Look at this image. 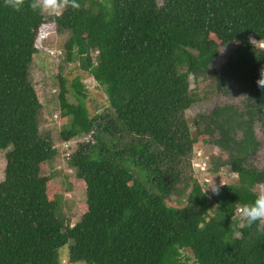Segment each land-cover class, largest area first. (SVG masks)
<instances>
[{
  "label": "trees",
  "instance_id": "1",
  "mask_svg": "<svg viewBox=\"0 0 264 264\" xmlns=\"http://www.w3.org/2000/svg\"><path fill=\"white\" fill-rule=\"evenodd\" d=\"M77 3L65 0L53 15L63 122L51 129L31 74L46 11L0 0V264H60L66 244L73 264H264V231L235 214L264 184V166L251 162L261 145L256 128L264 132V0ZM210 32L232 45L218 66ZM73 61L104 88L102 112L91 115L79 76H64ZM208 79L219 97L237 86L241 99L189 116L210 93L199 91ZM206 144L228 154L208 172L229 164L237 174L218 193L195 177V149ZM65 148L87 183L88 211L75 222L61 198L47 197L41 175Z\"/></svg>",
  "mask_w": 264,
  "mask_h": 264
},
{
  "label": "rangeland",
  "instance_id": "2",
  "mask_svg": "<svg viewBox=\"0 0 264 264\" xmlns=\"http://www.w3.org/2000/svg\"><path fill=\"white\" fill-rule=\"evenodd\" d=\"M162 1V0H161ZM64 8V7H63ZM62 8V9H63ZM60 9V12L62 11ZM46 19L45 22L39 28L37 33V46L39 52L35 55L32 64V79L35 85V91L37 95L38 102L44 107L46 121H44L43 126L46 128H60L63 118L61 117L59 110V100L58 93L60 82L58 79V64L63 58L61 53L62 49L57 46L60 40L59 31L55 23L53 15H56L52 10H45ZM210 41L214 42L219 48V54L215 61V65H220L226 58L227 54L231 49V41L229 38L217 34L216 32H210ZM63 74L70 81L79 76L83 83L86 85L88 90V95L85 98V102L91 112L94 115L96 112H102L107 104L108 99L104 88L94 80V78L87 71L81 69L79 61L69 62L64 64ZM210 90L207 94L206 100L202 103L196 104L195 110L188 111L189 116H193L198 110L209 112L216 104L220 102H235L238 103L241 99L240 91L237 86H233L230 94H223L222 97L213 93V86L211 80L208 79L200 84L199 91L202 95ZM212 92V93H211ZM69 98L71 101H76L75 97L70 94ZM54 133V143L58 144L59 139ZM256 135L261 142L260 149L251 158V162L258 166H264V132L258 126L256 128ZM208 138L207 137H201ZM79 141V140H78ZM76 141V142H78ZM88 141L86 138L83 142ZM205 145V144H201ZM69 147V143H66V147ZM205 150L201 152V157H196L192 159L193 167L195 168V177L205 185V190L211 186H223L224 184L232 183L236 181L237 174L232 170L231 165L226 164L221 169L218 170L216 175L204 170V168L196 167V161L201 158L202 163H205V167L213 166V161L217 159H225L228 154L224 152L218 146H209L206 144ZM61 149V146H60ZM66 151L61 152L57 155L53 162H44L41 164V175L48 176V182L46 183L47 197L50 200L59 199L62 200V210L65 212L67 217H70L73 222L77 221L84 213L88 211V204L86 200L85 189L87 183L84 178H79L75 170L69 167L66 162L68 153L71 151L69 148ZM200 149H195V152ZM197 155V152L195 156ZM194 156V157H195ZM212 164H211V160ZM194 161V162H193ZM5 168L6 159L5 151H0V181L5 178ZM220 174V175H218ZM258 192L264 190V184L257 187ZM206 191L211 193V188ZM69 244L64 245L59 249L60 264H73L69 260ZM188 254H192L190 251ZM192 263V261H190ZM76 264V263H75Z\"/></svg>",
  "mask_w": 264,
  "mask_h": 264
},
{
  "label": "clouds",
  "instance_id": "3",
  "mask_svg": "<svg viewBox=\"0 0 264 264\" xmlns=\"http://www.w3.org/2000/svg\"><path fill=\"white\" fill-rule=\"evenodd\" d=\"M10 2H12L13 7H16L20 0H10ZM67 2H70L73 8L79 7L77 0H67ZM64 3L65 0H31L30 7L33 10L40 11L52 10L56 15H59ZM259 71L260 76L257 80V85L264 89V67H261ZM208 188H211L213 193H218L219 191L217 186L210 185ZM235 214L239 215L242 222L241 226H251L256 223L257 229L264 231V190L257 192L251 203H245L242 207L236 208Z\"/></svg>",
  "mask_w": 264,
  "mask_h": 264
},
{
  "label": "built area",
  "instance_id": "4",
  "mask_svg": "<svg viewBox=\"0 0 264 264\" xmlns=\"http://www.w3.org/2000/svg\"><path fill=\"white\" fill-rule=\"evenodd\" d=\"M196 152H197V155H196L195 157H193V158H196V157H198V156L201 157V155H202V154H201V152H202L201 149L198 150V151H196ZM201 158H202V157H201ZM201 158H198V159H197V161H196V167H200L201 169L204 168L205 171H206V169H207V171H208L209 166H208V168L205 167V166H204L205 163H204V164L202 163ZM193 162H194V161H193ZM193 165H194V164H193Z\"/></svg>",
  "mask_w": 264,
  "mask_h": 264
}]
</instances>
